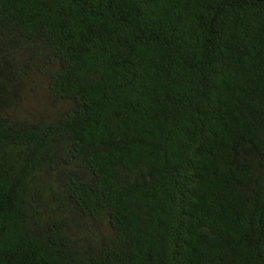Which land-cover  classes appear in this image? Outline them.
Wrapping results in <instances>:
<instances>
[{
    "label": "trees",
    "instance_id": "16d2710c",
    "mask_svg": "<svg viewBox=\"0 0 264 264\" xmlns=\"http://www.w3.org/2000/svg\"><path fill=\"white\" fill-rule=\"evenodd\" d=\"M0 264H264V0H0Z\"/></svg>",
    "mask_w": 264,
    "mask_h": 264
},
{
    "label": "rangeland",
    "instance_id": "374dc122",
    "mask_svg": "<svg viewBox=\"0 0 264 264\" xmlns=\"http://www.w3.org/2000/svg\"><path fill=\"white\" fill-rule=\"evenodd\" d=\"M29 104L34 106H43L45 104L44 92L41 87L29 97Z\"/></svg>",
    "mask_w": 264,
    "mask_h": 264
}]
</instances>
